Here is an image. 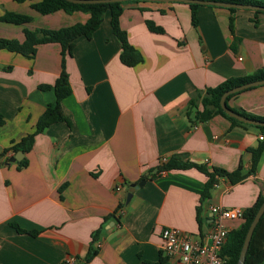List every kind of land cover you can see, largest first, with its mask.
Segmentation results:
<instances>
[{"label":"crops","instance_id":"0c3cea01","mask_svg":"<svg viewBox=\"0 0 264 264\" xmlns=\"http://www.w3.org/2000/svg\"><path fill=\"white\" fill-rule=\"evenodd\" d=\"M129 2L120 23L142 61L122 63V45L105 12L92 39L73 41L66 59L72 92L57 106L59 121L36 134L28 153L13 145L34 133L56 104L61 46L40 44L32 57L0 49V264L74 263L93 247L97 254L85 264H158L162 257L182 264L163 255L164 228L204 237L212 206L245 210L263 193L264 151L254 173L236 184L218 177L207 199L208 178L197 169L153 174L176 154L208 169L251 170L249 150L263 141L260 129L233 126L221 115L195 122L187 112L197 92L264 71V13L200 5L195 27L187 3ZM31 4L0 0V40L23 43L26 29L58 30L90 17L40 15ZM7 12L32 22H4ZM148 22L163 32L151 31ZM228 106L264 118V85ZM17 155L20 161L10 163ZM142 180L128 203L131 185ZM11 223L38 234L19 233ZM242 224L227 222L231 231Z\"/></svg>","mask_w":264,"mask_h":264},{"label":"trees","instance_id":"16d2710c","mask_svg":"<svg viewBox=\"0 0 264 264\" xmlns=\"http://www.w3.org/2000/svg\"><path fill=\"white\" fill-rule=\"evenodd\" d=\"M17 3H23L26 1L32 2L31 8L40 15H49L59 11L71 14L77 11L88 13L90 15L89 19L85 23H77L72 26L61 28L58 30H29L24 31L25 41L20 43L16 40H0V49H6L11 52L20 53L26 57H32L36 53V47L40 44L45 43H58L61 46V56H62V72L57 79L54 90L56 93V104L50 105L44 114V116L39 120L36 131L32 134L27 135L22 138L18 143L13 145L14 151H22L23 153H28L34 143V138L36 134L41 133L50 124L59 121V119L54 117V113L57 110L58 104L65 98H67L71 92V84L69 79V74L66 70V59L72 56L73 41L79 36H85L87 39H92L93 34L99 29L103 22V17L105 12L111 13V26L114 35L119 39L122 45V53L120 59L123 64L127 66H134L142 61L141 55L133 48L127 38V33L122 29L120 18L123 13V4L120 2L107 3V4H74L66 0H14ZM214 1L227 4L236 5H250L256 7L264 8V0H206ZM142 1H133L129 3H140ZM191 8V21L193 26H197V16L196 11L200 7L197 4H187ZM231 12H235L238 9L228 8ZM256 13H264V11H255ZM2 21L11 23L14 25H24L32 22V17L24 14L7 12L2 18ZM232 24V20H231ZM151 31L161 33L163 29L155 26L153 23H147ZM232 28V27H231ZM239 42V39H235ZM264 79V71L257 72L254 75L243 77V78H230L217 87L209 88L204 92H197L195 97L191 100L189 104V110L187 116L194 114L195 122H206L216 115H221L226 118L233 126L238 125H250L260 129L264 135V126H255L252 124H247L236 120L229 115H227L220 106V99L222 95L237 86H241L256 80ZM250 88L248 90H251ZM244 90L235 94L230 95L227 98V105L230 100L239 96L240 94L248 91ZM200 106V109H199ZM230 108V107H229ZM234 112L249 117L254 120L263 121L264 118H255L242 111L234 110ZM3 120L0 118V126L3 125ZM264 151V140L256 148L249 150L251 154V170L247 174H243V168L240 165L234 172H228L221 168H211L208 169L204 165L195 164L187 159L183 154H176L169 158L167 161L163 162L158 166L157 173L153 174L154 177L159 176L166 172L171 171H183L188 169H197L202 172L208 178L205 189L202 194V199H207L210 197L211 191L213 190L218 177H227L231 183L236 184L243 181L248 175L254 173L258 166L261 155ZM28 161L23 159L20 163V167H26ZM264 203V190L261 195H259L256 202L249 208L244 210V220L242 226L237 230H232L228 236L227 242L222 249V254L227 258V264H237L240 256V252L247 234V231L258 212L259 208ZM17 232L25 233L32 236H36L38 231H27L22 229L16 223L10 224ZM97 254V249L91 248L89 254L83 261L71 263L69 261L63 264H85L90 259H92ZM158 264H167V259L162 257ZM245 264H264V215L262 216L260 222L258 223L246 255Z\"/></svg>","mask_w":264,"mask_h":264},{"label":"built area","instance_id":"2783aa9c","mask_svg":"<svg viewBox=\"0 0 264 264\" xmlns=\"http://www.w3.org/2000/svg\"><path fill=\"white\" fill-rule=\"evenodd\" d=\"M260 140H264V136H260ZM211 214L210 232L198 239L177 228H164L161 234L163 255L182 264H227V258L222 254L231 232L227 222L244 220V210L214 205Z\"/></svg>","mask_w":264,"mask_h":264},{"label":"water","instance_id":"95a60500","mask_svg":"<svg viewBox=\"0 0 264 264\" xmlns=\"http://www.w3.org/2000/svg\"><path fill=\"white\" fill-rule=\"evenodd\" d=\"M70 3H74V4H109V3H116V2H128V1H143V2H167V3H176V2H180V3H187V4H197V5H207V6H217V7H225V8H236V9H249V10H255V11H264V8L262 7H256V6H250V5H236V4H227V3H220V2H214V1H206V0H66ZM264 85V79L263 80H256V81H252L249 82L247 84L241 85V86H237L235 88H232L228 91H226L221 99H220V106L222 108V110L229 115L230 117L239 120L240 122L243 123H247V124H252L255 126H264V122L263 121H258V120H254L251 119L249 117L240 115L236 112H234L231 108H229V106L227 105V98L235 93L253 88V87H257V86H262ZM21 156H23V153H19ZM16 161H20V158L17 156L12 157L9 162L13 163ZM146 180H142L140 181L138 184H132L131 188L129 189L128 192V198H127V202L129 203L130 199L133 196L134 191L143 186L145 184ZM264 215V203L262 204V206L259 208L258 212L256 213L244 240L241 252H240V256H239V260L237 262V264H245L246 261V255L249 249V245L253 236V233L258 225V223L260 222L262 216Z\"/></svg>","mask_w":264,"mask_h":264}]
</instances>
